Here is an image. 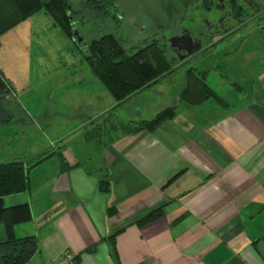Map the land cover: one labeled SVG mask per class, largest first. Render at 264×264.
Returning a JSON list of instances; mask_svg holds the SVG:
<instances>
[{"label": "crops", "instance_id": "crops-1", "mask_svg": "<svg viewBox=\"0 0 264 264\" xmlns=\"http://www.w3.org/2000/svg\"><path fill=\"white\" fill-rule=\"evenodd\" d=\"M236 34L208 55L216 67L196 66L216 93L198 102L179 98L185 83L164 90L163 76L119 101L83 86L81 138L45 151L59 161L44 204L29 190L9 196L31 204L16 233L38 238L26 264H56L64 251L73 264H264V18ZM215 69L220 86L206 80ZM170 105L152 129L131 130ZM31 154L8 146L0 159Z\"/></svg>", "mask_w": 264, "mask_h": 264}, {"label": "rangeland", "instance_id": "rangeland-1", "mask_svg": "<svg viewBox=\"0 0 264 264\" xmlns=\"http://www.w3.org/2000/svg\"><path fill=\"white\" fill-rule=\"evenodd\" d=\"M66 1L73 29L79 34L76 38L77 45H72L52 24L50 15L43 8L35 10L0 33V69L12 81L15 89V98H9L7 107L26 120L25 124L0 123V158L7 152L8 146L15 154H35L67 147V143L71 144L81 138L77 132L80 125L75 114L83 86H92L98 92L101 88H106L92 74L95 83L92 78L85 80L89 68L82 60L87 53L86 44L90 38L98 37L102 32H111L119 39L126 52H132L154 37L162 42L161 34L156 30L158 27L152 24L135 0H115L114 5L109 8L112 14L106 19L91 15V12L85 15L88 11L84 0ZM164 54L173 65V70L163 75L164 90H179L181 82L185 83L184 68L189 63L196 66L207 63L212 68L216 67L209 59L211 55L197 62L192 60L179 63L178 58H173L166 46ZM222 62L223 60L220 64ZM214 72L216 74L210 72L206 80L214 81V84L220 86L218 76H222L221 71L215 69ZM69 147L76 152L84 149L79 146ZM91 149H95L94 142ZM86 153L91 154V151ZM57 161L59 158L55 151L46 154L29 168V193L35 204L39 200L44 204V197L49 191L47 181L55 174ZM90 161L95 164V154ZM13 195L17 198L19 193ZM10 200L14 199L4 197L5 203ZM23 222L13 227L15 235L18 230L25 228ZM2 234L0 223V236Z\"/></svg>", "mask_w": 264, "mask_h": 264}, {"label": "trees", "instance_id": "trees-1", "mask_svg": "<svg viewBox=\"0 0 264 264\" xmlns=\"http://www.w3.org/2000/svg\"><path fill=\"white\" fill-rule=\"evenodd\" d=\"M94 10H104L112 0H87ZM69 5L66 0H0V33L19 20L43 8L56 24L69 34L66 21V11ZM87 64L91 74L98 77L105 85L110 95L117 101L129 93L154 82L162 74L173 70L161 46L154 39L146 42L140 48L126 52L117 38L105 35L98 43L93 42L89 49ZM206 69L195 67L184 68L185 85L179 92V98L186 101L198 102L216 93L204 80ZM14 87L12 81L4 76L0 69V123L19 122L25 124V118L19 117L7 107L8 96ZM173 105L158 110L147 119H140L131 130L142 128L152 129L163 118L171 116ZM24 121V122H23ZM48 152H39L28 156H11L0 159V264H26L38 251L39 242L34 233L16 236L13 227L16 223L31 218L29 201L24 198L19 201L4 202L5 196L29 190V168L38 163ZM157 206L148 210L144 215L135 218L140 223L159 213ZM133 220V219H131ZM114 230L110 238L114 236ZM74 260V257H73Z\"/></svg>", "mask_w": 264, "mask_h": 264}, {"label": "flooded vegetation", "instance_id": "flooded-vegetation-1", "mask_svg": "<svg viewBox=\"0 0 264 264\" xmlns=\"http://www.w3.org/2000/svg\"><path fill=\"white\" fill-rule=\"evenodd\" d=\"M114 1L115 0H112V2L101 11L94 10L91 8V4L87 0H84L88 11L85 15H88V13L91 12V15H97L103 19L110 18L109 16L112 14L110 11L112 10L109 8L114 5ZM66 14L68 18L66 23L69 29V34H66L65 31H63L64 27L61 29V27L56 24V21L51 18L52 24L71 41L72 45H77L76 38H78L79 34L73 29L69 7ZM263 18L264 0H195L191 4H188L183 14L174 22L156 29L158 30V33L161 34V43L158 38L154 37L151 39L158 42L163 49V52L164 47L166 46L171 52V56L173 58H178L179 63L192 62V60L197 62L203 57L206 58L209 54H212V51L216 46L231 39L235 42L241 40L242 37L236 33L248 26H259ZM105 35H112L114 38H117L111 32H102L98 37L90 38L86 44L87 53L83 55L84 59L82 61L87 64L91 45L93 42L98 43ZM233 35L236 36L231 38ZM140 47L141 46L138 48ZM81 63L84 64L83 62ZM187 66L198 69L196 65L192 63H189ZM86 67L89 68L88 64ZM88 73L91 74L90 70ZM163 75L164 74L161 76Z\"/></svg>", "mask_w": 264, "mask_h": 264}, {"label": "water", "instance_id": "water-1", "mask_svg": "<svg viewBox=\"0 0 264 264\" xmlns=\"http://www.w3.org/2000/svg\"><path fill=\"white\" fill-rule=\"evenodd\" d=\"M155 27L165 26L180 17L195 0H135Z\"/></svg>", "mask_w": 264, "mask_h": 264}, {"label": "built area", "instance_id": "built-area-1", "mask_svg": "<svg viewBox=\"0 0 264 264\" xmlns=\"http://www.w3.org/2000/svg\"><path fill=\"white\" fill-rule=\"evenodd\" d=\"M73 255L69 251H64L61 258L57 261L56 264H73Z\"/></svg>", "mask_w": 264, "mask_h": 264}]
</instances>
